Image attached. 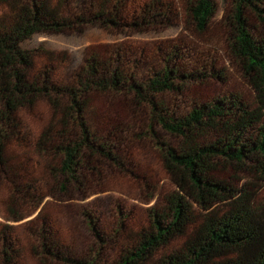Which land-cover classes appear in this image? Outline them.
<instances>
[{
	"label": "trees",
	"instance_id": "trees-1",
	"mask_svg": "<svg viewBox=\"0 0 264 264\" xmlns=\"http://www.w3.org/2000/svg\"><path fill=\"white\" fill-rule=\"evenodd\" d=\"M222 1L229 3L224 13L232 34L229 47L255 92L252 101L238 91L200 95L195 88L207 80L206 70L188 48L112 46L87 51L75 67L66 52L26 44L36 34L89 27L143 33L169 24L182 10L202 30L215 14L214 0H0V176L8 181L10 201L3 220L18 223L30 214L46 218L37 208L43 179L12 148L28 140L22 132L23 109L40 102L50 117L34 150L53 183H47L50 192L84 201L107 168L117 170V177L138 175L133 148L144 135L176 187L162 205L149 207L151 222L126 228L122 239L116 228L95 230L91 214L81 212L95 234L94 249H79L43 220L37 251L47 259L61 264H264V0ZM250 15L259 17L262 32L252 29ZM122 98L134 111L131 117L112 108ZM219 165L243 172L248 177L243 187L235 185L234 175L221 176ZM18 202L33 208L18 209ZM114 207L122 217L119 204ZM16 234L14 226L0 221V264H21L24 249ZM172 241L178 242L174 248L156 255Z\"/></svg>",
	"mask_w": 264,
	"mask_h": 264
},
{
	"label": "rangeland",
	"instance_id": "rangeland-1",
	"mask_svg": "<svg viewBox=\"0 0 264 264\" xmlns=\"http://www.w3.org/2000/svg\"><path fill=\"white\" fill-rule=\"evenodd\" d=\"M214 1L218 3L215 14L202 30L197 27L196 22L191 17L187 16L189 14L182 10L179 17L169 24L163 22L156 25L152 30L143 33H137L130 29L118 33L117 31H106L99 27H89L86 30L71 34H36L26 44L31 48L66 52L70 59L75 61V67L87 55V51L96 52L100 50L104 52L112 46H127L131 47L132 50L155 44L168 47L174 45L179 47V50L188 48L192 58H195L198 64L206 70L207 80L195 88L200 95L211 97L219 93L226 94L229 91H238L248 101H252L255 99V92L241 69L242 63L231 53L229 47L232 34L224 18L229 3L222 0ZM248 20L254 31L259 33L263 31L262 25L259 24V17L250 15ZM42 59L43 57H36L38 65L42 64ZM219 73L223 78L217 76ZM113 102L112 108L123 118L134 115V111L130 110L124 98ZM48 109L45 102L38 103L34 108L23 109L22 132L28 136V140L22 148L14 145L12 147L15 153L27 158L29 164L34 168L35 174L43 179V195L37 208L38 210L42 208L46 218L36 219L34 218L35 214H30L18 223L3 220L6 215L4 209L6 206H10V201L8 198V181L0 176V221L14 226L18 232L16 234L19 239L18 246L24 249L20 258L21 264H61L55 260L47 259L41 254V247L38 246L39 240L36 235L39 227L43 224L41 223L43 220H49L52 226L64 231L65 237L78 245L79 249H94L95 234L85 222L86 219L82 217L81 212L91 214L93 223L96 222L95 230L110 233L116 228L118 238L122 239L128 235L126 228L139 227L141 224L146 225L151 222L153 212H150L149 207L155 202L159 206L162 205L167 194L176 191L175 184L169 179L158 162L152 141L144 135L141 138H136L138 141L133 148V166L138 171V175L117 177L116 175L120 174L117 170L107 168L102 181H93L90 191L86 192L84 201L79 198V195L76 199L66 201L65 196L57 192L56 189H52L50 192L47 183L49 182L50 187L53 183L46 173L44 163L38 159L40 155L34 150L36 149L34 141L38 140L39 132L50 117ZM155 130L158 132L156 128ZM215 161L221 160L216 158ZM217 168L220 169V175L224 178L234 175L236 178L233 182L238 187H243L245 180L248 179L243 172L234 169L232 165L225 167L219 165ZM116 177L119 179V184L114 183ZM155 186L156 190L154 191ZM115 203L119 204L123 213L122 217L115 210ZM16 206L18 209L24 206L23 210L26 211L33 208L31 203L21 205L18 202ZM192 209L194 213L199 211L196 206H193ZM119 222L124 226H119ZM177 243L175 241L170 242L156 255L170 251ZM34 245L38 248L34 249ZM105 248L106 246H103L102 250L104 251ZM38 249L40 250L37 251Z\"/></svg>",
	"mask_w": 264,
	"mask_h": 264
}]
</instances>
